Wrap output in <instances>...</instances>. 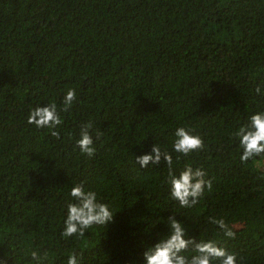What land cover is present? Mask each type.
<instances>
[{
  "label": "trees",
  "instance_id": "1",
  "mask_svg": "<svg viewBox=\"0 0 264 264\" xmlns=\"http://www.w3.org/2000/svg\"><path fill=\"white\" fill-rule=\"evenodd\" d=\"M69 89L76 100L60 111L59 140L28 123L35 107L62 109ZM261 111L264 0H0V259L66 264L75 252L80 264H146L174 216L189 238L264 264V158L242 164L231 135ZM89 121L92 158L76 144ZM178 127L194 129L205 150L177 162ZM156 144L177 173L191 162L212 180L194 207L170 199L166 164L136 163ZM77 183L114 221L65 239Z\"/></svg>",
  "mask_w": 264,
  "mask_h": 264
},
{
  "label": "clouds",
  "instance_id": "2",
  "mask_svg": "<svg viewBox=\"0 0 264 264\" xmlns=\"http://www.w3.org/2000/svg\"><path fill=\"white\" fill-rule=\"evenodd\" d=\"M257 95L261 94V88L256 87ZM76 100V92L69 89L63 99V107L58 110L56 103L47 106L35 107L28 116V123L37 129H49L51 136L60 139L57 129L63 123L60 111L67 112ZM91 121L80 126L79 139L76 141L81 155L92 158L96 154L91 129ZM194 129L178 127L174 133L175 140L172 150L178 153L175 160L188 157L194 152L205 150V143L199 135L193 134ZM103 133L96 132L99 139ZM231 135L239 141L241 154L239 160L247 165L255 162L257 158H264V111L249 117L248 123L239 127ZM166 164L168 172L164 183L167 184L170 199L178 202L181 208H192L200 202L205 191H211L213 183L206 179L207 172L202 167H194L191 162L186 163L183 168L176 172L174 159L171 152L156 144L153 145L151 153L136 157V163L147 168L149 164ZM71 200L67 203L66 219L64 220L61 236L65 239H81L93 226H108L114 221L115 214L110 205L98 199L95 190L86 189L84 183L75 184L70 190ZM209 222L223 231L226 238H235L236 233L223 218L209 217ZM169 232L159 242L144 252L146 264H239L235 253L218 246L214 240L199 242L195 238H189L183 224L174 216L168 217ZM191 252V255L184 253ZM32 259L39 262L41 257L38 252L31 253ZM0 264H7L0 259ZM66 264H80L75 252L68 256Z\"/></svg>",
  "mask_w": 264,
  "mask_h": 264
}]
</instances>
